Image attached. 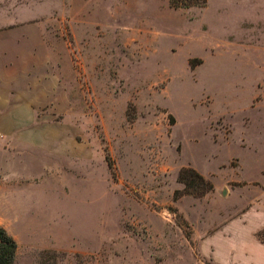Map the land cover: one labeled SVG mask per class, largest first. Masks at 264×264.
Returning <instances> with one entry per match:
<instances>
[{
    "label": "rangeland",
    "instance_id": "1",
    "mask_svg": "<svg viewBox=\"0 0 264 264\" xmlns=\"http://www.w3.org/2000/svg\"><path fill=\"white\" fill-rule=\"evenodd\" d=\"M20 49L59 87L0 116L14 264H264V0H0Z\"/></svg>",
    "mask_w": 264,
    "mask_h": 264
},
{
    "label": "crops",
    "instance_id": "2",
    "mask_svg": "<svg viewBox=\"0 0 264 264\" xmlns=\"http://www.w3.org/2000/svg\"><path fill=\"white\" fill-rule=\"evenodd\" d=\"M23 43V41L21 42ZM13 55V56H12ZM12 58L0 50V116L8 104L19 114H37L59 87V77H53L42 51H13ZM10 101L11 103H7Z\"/></svg>",
    "mask_w": 264,
    "mask_h": 264
},
{
    "label": "trees",
    "instance_id": "3",
    "mask_svg": "<svg viewBox=\"0 0 264 264\" xmlns=\"http://www.w3.org/2000/svg\"><path fill=\"white\" fill-rule=\"evenodd\" d=\"M170 4L176 8H188L192 6L204 7L207 4V0H170ZM188 173H194L201 181L196 191L198 195L205 194L213 189L212 183L207 181L196 170L183 169L180 173V180L185 183L187 191L190 186V182H188L190 174ZM17 250V241L4 227H0V264H14Z\"/></svg>",
    "mask_w": 264,
    "mask_h": 264
}]
</instances>
